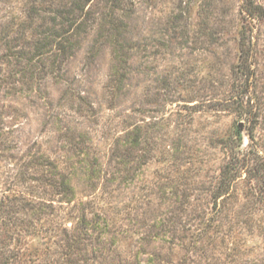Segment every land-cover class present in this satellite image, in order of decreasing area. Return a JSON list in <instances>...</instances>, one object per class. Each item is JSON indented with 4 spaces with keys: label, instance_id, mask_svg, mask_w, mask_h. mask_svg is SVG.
Masks as SVG:
<instances>
[{
    "label": "rangeland",
    "instance_id": "obj_1",
    "mask_svg": "<svg viewBox=\"0 0 264 264\" xmlns=\"http://www.w3.org/2000/svg\"><path fill=\"white\" fill-rule=\"evenodd\" d=\"M253 1L0 0V264H264Z\"/></svg>",
    "mask_w": 264,
    "mask_h": 264
},
{
    "label": "trees",
    "instance_id": "obj_2",
    "mask_svg": "<svg viewBox=\"0 0 264 264\" xmlns=\"http://www.w3.org/2000/svg\"><path fill=\"white\" fill-rule=\"evenodd\" d=\"M244 3H245V12L250 17L251 16L253 17L256 14L255 11H257L260 8L258 5L254 3L253 0H244ZM260 12L257 13L259 16L261 15Z\"/></svg>",
    "mask_w": 264,
    "mask_h": 264
}]
</instances>
